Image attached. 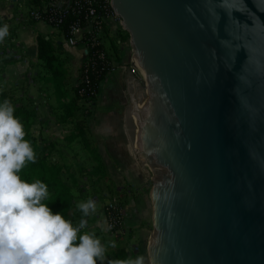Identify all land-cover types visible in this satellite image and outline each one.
I'll use <instances>...</instances> for the list:
<instances>
[{
    "label": "water",
    "instance_id": "obj_1",
    "mask_svg": "<svg viewBox=\"0 0 264 264\" xmlns=\"http://www.w3.org/2000/svg\"><path fill=\"white\" fill-rule=\"evenodd\" d=\"M143 77L149 264H264V0H111ZM134 137V134H132Z\"/></svg>",
    "mask_w": 264,
    "mask_h": 264
},
{
    "label": "clouds",
    "instance_id": "obj_2",
    "mask_svg": "<svg viewBox=\"0 0 264 264\" xmlns=\"http://www.w3.org/2000/svg\"><path fill=\"white\" fill-rule=\"evenodd\" d=\"M8 34L9 26L4 24L0 42ZM14 112L10 101L0 103V264H103L107 248L101 240L87 232L78 237L87 221L82 219L74 227L61 213L53 214L42 203L49 196L47 185L20 179L18 173L26 163H35L36 154ZM77 207L84 217L97 211L91 198ZM109 264H144V258Z\"/></svg>",
    "mask_w": 264,
    "mask_h": 264
},
{
    "label": "rangeland",
    "instance_id": "obj_3",
    "mask_svg": "<svg viewBox=\"0 0 264 264\" xmlns=\"http://www.w3.org/2000/svg\"><path fill=\"white\" fill-rule=\"evenodd\" d=\"M0 15V19H1ZM118 20V30L123 29L121 20L117 16ZM4 24H2L0 20V27H2ZM10 26V24H8ZM48 27V26H47ZM117 30V32H118ZM124 30V29H123ZM116 32V34H117ZM26 33V32H24ZM118 35V34H117ZM13 36L11 35V31L9 30V34L5 37V39L0 42V56L2 57L3 54L6 55L3 57L5 62L13 63L18 58V55L21 53L18 50V46L11 42V39ZM117 42V49H118V55L119 59H115V54L112 51V47L109 48L110 53V59H112V72L114 75L111 77L108 82L103 83L107 84L105 87L101 86V89H99L97 98L96 99H105V104L100 105L99 109L97 110L95 108L96 102L94 105H90L89 103H81V108L83 111H92V114L85 118L86 124L89 127V138L92 142L91 144L93 146H96L98 148V131H97V111L99 113H102L103 115V121L106 124V126L109 128L111 127L113 122H118L119 126V135L121 138V142L124 145V147H127L128 152L130 151V155L134 161L135 167L138 170H141L144 172V178H145V186L144 190L142 192V188L138 186H134L129 181H126L121 187L117 188L114 186L113 182L107 179L99 178L98 176H93L91 173H89V169H91L94 166V161L90 157L87 149L85 148L82 141L79 139H76L73 142H68L64 139V137L73 129V126L70 123H66L62 125V128L59 127L58 131L53 133L52 139L46 138L47 133L44 132L43 123L41 122L39 116L36 113V109L34 107L33 102L31 101L32 97H30L27 92L23 91H14L12 88L10 90H7L9 92H12L15 96L14 102L22 101L24 103H28L29 107H32L36 113L35 119L33 120L32 125V132L34 136L37 137L39 143L46 144L47 150L45 152V156L48 161L53 160L57 164L63 166L64 172L61 174V178L71 187L72 194L75 198V202L78 205L80 202L87 201L89 198L94 200L97 204V211L95 214H91L88 217L81 216V219H79V223L82 219L87 221V225L83 230L87 233H94L97 238L101 240V242L106 246L107 252L111 251L115 248V246H118L119 248L124 249L127 254L135 255L136 252L141 250L140 242L137 241L138 237L135 235L133 237V233L127 232L126 233H110V231L106 228L105 222H104V216L100 212L103 211L104 206L106 202L113 199L119 189H123V191H133V193L127 197H122L121 202V217H122V211L127 203H129L131 198L136 200L139 196L147 194L150 197L151 187H152V179L155 177V173L153 172V169L150 167L148 161L138 154L139 151V141L136 139V129L133 133H131V119L129 120L130 126L126 127L125 122V116L124 115V105H129V101H126L125 99H130L131 96L134 94L132 93L131 89L129 92L128 90H124L122 86V77L121 73L122 70L125 68V71H131L135 77H138L139 79H142L143 75L137 71L133 65H132V58L134 56V50L130 43V36H128L127 39H122L119 36L116 39ZM65 45H67V42L65 41ZM79 45V44H78ZM8 47H12L11 51H7ZM67 47H69L67 45ZM70 60H71V66L72 70L75 69V58L72 54H70ZM35 69L34 72L37 75L43 74L45 72L42 65L38 66L37 64L34 65ZM33 66V67H34ZM31 75H25V83L29 85L30 80L28 79ZM33 77V76H31ZM125 77V76H124ZM0 80H1V70H0ZM141 81V80H140ZM24 82V81H23ZM130 95V96H129ZM110 99H123L122 102H116L115 104H112ZM32 103V106H31ZM143 106V104H142ZM139 105V109L142 107ZM126 107V106H125ZM137 107V108H138ZM126 109V108H125ZM53 114L56 115L57 112L53 108ZM119 115V118L114 122L111 117L116 115ZM79 117H82V114H79ZM135 121V117L132 116V122ZM53 122V120H51ZM49 123V122H48ZM48 123H44L45 125H48ZM125 129V130H124ZM134 134V137H132ZM132 135V136H131ZM128 138L130 141H128ZM51 143V144H50ZM115 166L118 168L119 165L115 164ZM140 166V167H139ZM73 177L75 180L73 181ZM126 196V193L125 195ZM114 200V199H113ZM103 217V218H101ZM100 220V222H99ZM104 222V223H103ZM78 223V225H79ZM152 225V220H151ZM151 229H153V226H150ZM134 243V244H133ZM115 245L114 247L112 245ZM139 254V253H138ZM142 254V253H141ZM103 264H106L105 260ZM144 264H149L146 257H144Z\"/></svg>",
    "mask_w": 264,
    "mask_h": 264
},
{
    "label": "trees",
    "instance_id": "obj_4",
    "mask_svg": "<svg viewBox=\"0 0 264 264\" xmlns=\"http://www.w3.org/2000/svg\"><path fill=\"white\" fill-rule=\"evenodd\" d=\"M76 19H82L81 14H68L65 16L63 22L57 25V29L60 34L65 38L70 36L69 25ZM118 34V35H117ZM117 34L111 35L106 25L103 24V28L100 33L101 45L100 48L105 52L106 63L104 67L98 71H92L89 81L87 83L79 84L78 86L69 88V67L64 57L63 45L53 44L51 40L43 35H37V65H42L45 72L37 74L35 76L36 82L41 86H44L47 90L51 91L52 97L56 101V108L58 110L57 122L59 124L72 123L73 129L64 137L68 142H73L79 139L83 142L90 157L94 161V166L89 169V173L93 176H98L102 179L110 181V177L106 171L104 161L96 146H93L89 138V127L86 124L85 118L92 114V111H83L81 103H89L91 106L95 104L97 94L99 91L100 83L108 78L109 73L112 70V59L110 54L106 50L105 41H109V47H112V51L115 54V59H119L116 39L119 36L122 39H127L129 33L126 30L119 29ZM91 48L88 49L90 54ZM85 59L83 61V64ZM83 64L80 67L79 77L82 75ZM1 81V80H0ZM80 88H83V93H80ZM15 91V90H14ZM15 95L12 92L7 91L0 86V103L5 100L11 102L15 108L14 116L20 120L25 132L24 139L29 141L31 147L36 154L35 163L28 162L25 167L18 173L20 179L29 184L40 180L47 185L49 196L42 203L47 204L53 214L57 212L61 213L64 219L71 221L72 225L78 226L79 219L83 215L77 207L75 198L72 194L71 187L61 178L64 169L63 166L57 164L53 160L48 161L45 152L47 150L46 144L39 143L36 136L32 132L33 120L36 113L32 107H29L28 103H24L21 100L14 102ZM16 99V98H15ZM32 106V103H31ZM82 114V117H79ZM73 121V122H72ZM51 144V143H50ZM75 178L73 177V181ZM119 221L122 222V217ZM85 231L83 229L78 233V237L83 235ZM79 243V239L77 240ZM134 255L127 254L124 249L115 246L114 249L106 253L105 262L109 264V261L114 260H126L133 258ZM97 264H100L98 261Z\"/></svg>",
    "mask_w": 264,
    "mask_h": 264
},
{
    "label": "crops",
    "instance_id": "obj_5",
    "mask_svg": "<svg viewBox=\"0 0 264 264\" xmlns=\"http://www.w3.org/2000/svg\"><path fill=\"white\" fill-rule=\"evenodd\" d=\"M6 12V9H3ZM118 19L114 16H109L105 20L106 28L109 30L111 35H115L119 26H118ZM48 26V27H47ZM26 32V33H24ZM43 35L53 44H60L62 43L64 53L62 57L66 60V63L69 67V88L75 87L78 79H79V69L83 64L85 59V52L86 47L82 44L76 46L67 47L65 45L66 38L60 34L59 30L44 21H35L30 23H24L20 25L15 35L16 42L18 43V50L21 52L20 59L14 61L13 63L5 62L3 57L0 56V70H1V81L0 86L6 90L15 91H23L27 92V94L32 97L31 101L34 104L36 109V113L39 116L41 122L43 123V130L47 133L46 138L52 139V134L57 132L59 127L62 128L63 124H59L57 122V114L58 110L56 108V101L54 97L51 95V91L47 90L44 86H41L36 80L34 79L36 74L34 72L35 66L38 58V45H37V35ZM106 50L109 53V41H105ZM14 49V48H13ZM11 51V50H10ZM70 54H72L75 58V69L72 70L71 66V58ZM110 54V53H109ZM34 66V67H33ZM131 71H125V68L122 70L121 77H122V86L124 90L130 91V85L133 81L139 82L142 79L135 77L131 74ZM25 75H31L33 77H29L30 80L29 85L25 83ZM114 73L111 71L108 75V78L103 80L100 85L99 89L103 83L108 82ZM125 76V77H124ZM24 81V82H23ZM107 84H103L105 87ZM102 86V87H103ZM130 96V95H129ZM112 104H115L117 101L123 103V99H110ZM129 101V105H124V115L126 127L130 126L129 120L132 116L131 112L134 108H137L139 105L142 104L137 102L136 97L133 95L131 99H125ZM105 104V99H96L95 108L98 110L100 105ZM126 106V107H125ZM143 107V106H142ZM53 108L57 112L56 115L53 114ZM126 108V109H125ZM97 131H98V151L104 161L106 171L113 182L114 186L119 188L123 185L126 181L132 183L135 187L138 186L142 189L145 186V178L144 172L138 170L135 167L134 161L130 155V151L128 152L127 147L121 142V138L119 135V126L118 122H113L111 127H107L103 121L102 113L97 111ZM119 118V115L112 116L111 119L115 122ZM53 120V122H51ZM48 123V125L44 126V123ZM125 130V129H124ZM132 131V129H130ZM53 132V133H52ZM132 133V132H131ZM132 136V135H131ZM133 137V136H132ZM53 140V139H52ZM128 141L130 139L128 138ZM131 142V141H130ZM115 164H118L119 167L117 168ZM140 167V166H139ZM123 209L122 213V224H121V233H133V237L136 235L138 237L137 241L140 242L139 247L141 246V250L136 252L133 259L138 256H142L143 258L147 256V247L149 243V239L152 234V229L150 228L151 225V218H152V206L150 202V197L147 194L139 196L136 200L130 199ZM101 214L103 211L100 212ZM103 218V217H101ZM100 222V220H99ZM105 222V221H104ZM103 222V223H104ZM134 244V243H133ZM139 253V254H138ZM142 253V254H141ZM149 263V262H148Z\"/></svg>",
    "mask_w": 264,
    "mask_h": 264
},
{
    "label": "built area",
    "instance_id": "obj_6",
    "mask_svg": "<svg viewBox=\"0 0 264 264\" xmlns=\"http://www.w3.org/2000/svg\"><path fill=\"white\" fill-rule=\"evenodd\" d=\"M3 9L7 11L4 12ZM81 14V19H76L69 25L70 36L66 42L70 46L82 44L86 47L85 62L83 64L82 75L79 77L76 86L87 83L92 71L102 69L106 63L105 52L100 48V33L105 24V20L115 13L111 8V0H0V15L2 24H10L9 30L13 38L11 42H16V33L20 25L35 21H44L57 28L66 15ZM91 48L90 54L88 49ZM8 47L7 51L12 50ZM20 55H18V59ZM80 88L79 92L83 93ZM45 145V144H44ZM126 193V196H124ZM133 191H123L119 189L117 195L106 202L103 209V216L106 228L110 233H121V202L122 197L131 195Z\"/></svg>",
    "mask_w": 264,
    "mask_h": 264
},
{
    "label": "flooded vegetation",
    "instance_id": "obj_7",
    "mask_svg": "<svg viewBox=\"0 0 264 264\" xmlns=\"http://www.w3.org/2000/svg\"><path fill=\"white\" fill-rule=\"evenodd\" d=\"M130 89H131L132 93L134 94V96L136 97V99L141 98V91L143 89L141 81H139V82L133 81L130 85Z\"/></svg>",
    "mask_w": 264,
    "mask_h": 264
}]
</instances>
